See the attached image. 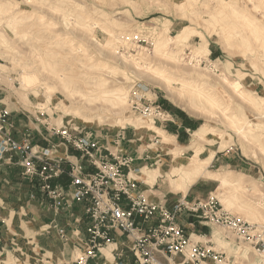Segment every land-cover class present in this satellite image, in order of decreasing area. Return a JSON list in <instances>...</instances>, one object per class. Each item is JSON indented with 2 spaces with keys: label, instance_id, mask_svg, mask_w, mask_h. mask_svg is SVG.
Here are the masks:
<instances>
[{
  "label": "rangeland",
  "instance_id": "1",
  "mask_svg": "<svg viewBox=\"0 0 264 264\" xmlns=\"http://www.w3.org/2000/svg\"><path fill=\"white\" fill-rule=\"evenodd\" d=\"M245 18L259 34L243 41L231 31L246 34ZM180 32L182 40L176 38ZM135 36L141 41L135 43ZM263 46L264 0H0V108L8 115L9 108L18 109L47 129L90 136L102 155L137 152L150 170L143 175L161 169L157 184L174 192L167 202H179L195 183L187 185L190 177L176 181L172 160L218 154L222 160L210 161L196 180L200 200L211 194L232 214L264 227L245 218L257 204L264 213ZM114 89L124 94L119 108L105 98ZM198 89L220 108L197 99ZM165 108L196 122L187 143L171 134L165 141L150 128L161 131V124L175 121ZM201 128L204 138L193 145ZM150 149H160L156 159ZM221 176L239 182L221 185ZM190 197L186 201H197ZM215 231L223 251L236 252L235 263L255 258L253 264H264L249 241L220 227Z\"/></svg>",
  "mask_w": 264,
  "mask_h": 264
},
{
  "label": "built area",
  "instance_id": "2",
  "mask_svg": "<svg viewBox=\"0 0 264 264\" xmlns=\"http://www.w3.org/2000/svg\"><path fill=\"white\" fill-rule=\"evenodd\" d=\"M134 40L137 43L141 38L135 36ZM145 111L148 115L156 114V110L150 108ZM7 117L8 112L0 108V159L5 155L16 157L23 178L31 182L36 180L39 190L47 198L59 199L60 190L50 181L64 173L61 161L52 162L46 149L33 151L27 139H12ZM48 127L53 137L78 151L81 159L68 162L67 174L73 200L86 204L84 245L87 249L70 264H87L118 236L131 239L134 264H172L175 260L181 264H188V261L208 264L204 263L205 259L211 264H236L224 253L200 242H191L186 230L177 223L178 215L183 213L220 227L237 240L249 241L254 251L264 257V227L254 226L232 214L213 195L193 202L181 199L168 209L163 203L148 200L137 191V182L129 175L132 156L109 150L102 155V149L97 142L90 141V136L80 137L76 130L72 133L55 126Z\"/></svg>",
  "mask_w": 264,
  "mask_h": 264
},
{
  "label": "crops",
  "instance_id": "3",
  "mask_svg": "<svg viewBox=\"0 0 264 264\" xmlns=\"http://www.w3.org/2000/svg\"><path fill=\"white\" fill-rule=\"evenodd\" d=\"M163 110L169 117L174 116L175 121L166 126L161 124L159 129L167 136L171 134L176 141L181 138L179 144L187 143L188 139L185 137L196 127V122L184 113L170 108L167 112L166 108ZM9 111L7 120L12 139L16 141L27 139L33 146V151L46 149L49 159L52 162L60 160L65 171L50 181V184L58 188L61 193L59 199L51 200L39 190L36 180L31 182L22 177V168L17 163L16 157L5 155L0 159V264H42L43 261L48 260L52 261V264H70L75 259L77 251L85 246L86 238L84 231L86 204L76 203L73 200L69 190L70 177L67 174L68 162H74L75 159L81 161L80 153L53 137L44 123L29 118L18 109L9 108ZM126 147L128 146L124 145L123 148ZM120 153L128 154L133 158L129 175L136 180L137 191L148 200L165 202L163 204L168 209L173 208L177 202L174 200L167 202L166 197L171 195L168 193L174 192H169L157 184V178L161 176L148 180V177L143 175V170H150L147 163L141 160V156H137V152ZM220 159L222 160V156L213 153L211 161L218 162ZM195 184L196 181L182 194L186 197L191 195V200H200L201 194L195 189ZM185 196L181 199H186ZM177 223L186 230L191 242H200L224 253L235 263L236 252L232 250L234 253L228 255L220 246L222 237L215 231L219 227L185 213L178 215ZM109 245L101 248L97 258L92 259L88 264H134L131 239L118 236ZM105 251L110 253V256H106ZM184 254L186 255L185 251ZM257 260L259 261L254 258L252 262L255 263ZM204 263L211 264V261L205 259ZM172 264H181V262L175 260ZM188 264L193 262L188 261Z\"/></svg>",
  "mask_w": 264,
  "mask_h": 264
},
{
  "label": "bare ground",
  "instance_id": "4",
  "mask_svg": "<svg viewBox=\"0 0 264 264\" xmlns=\"http://www.w3.org/2000/svg\"><path fill=\"white\" fill-rule=\"evenodd\" d=\"M235 11V10H234ZM236 12V11H235ZM232 13V12H231ZM237 13V12H236ZM220 14H222V12L220 13ZM226 14V13H225ZM235 13H232V14H229V16L231 15H234ZM237 15L235 14V17H236ZM232 17H234V16H232ZM225 18H227V17H225ZM237 18V17H236ZM244 18V17H243ZM234 20V19H233ZM232 20V21H233ZM236 20V19H235ZM243 20V24H242V21H241V25H242V28L243 29H247L246 30V34L244 33V35H242V33L241 32H239L238 30H236V28L234 27V28H232V31H231V33L233 34V35H239L240 37H242V39L241 38H239V39H241V40H243V41H246V36H248V35H253V36H255V37H257V35L259 34L258 33V31L256 30V27H254L250 22H249V20L248 19H242ZM66 21V20H65ZM240 22V21H239ZM67 24H68V22H67ZM231 25H233V24H231ZM240 25V26H241ZM236 26H239V25H236ZM228 34H230V33H228ZM185 35V32H180L179 34H177L176 35V38L178 39V40H182L183 38V36ZM81 36V35H80ZM83 36V35H82ZM181 38V39H180ZM235 38V37H234ZM88 40V39H87ZM158 48V47H157ZM109 51H111V50H109ZM263 51H264V46H263ZM87 54V53H86ZM106 54V53H105ZM107 57V56H106ZM111 58V57H110ZM116 58V57H115ZM123 61H126V60H124L123 59ZM104 64V63H103ZM102 64V65H103ZM106 64V63H105ZM122 64V63H121ZM131 64V63H130ZM96 66H99V65H96ZM106 66V65H105ZM51 67V66H50ZM53 68V67H52ZM97 68V67H96ZM98 68H101V67H98ZM107 68H109V67H107ZM132 68V67H131ZM112 70V69H111ZM134 70V69H133ZM114 73V72H113ZM102 80V79H101ZM166 80H167V82H168V84H171L172 83V81H175V80H171V79H169V78H166ZM105 82V81H104ZM66 84V83H65ZM166 85V84H165ZM183 88H185L186 86H185V84H182L181 85ZM41 86H38L37 87V89L38 88H40ZM168 87V86H167ZM51 88H54V86L53 87H51ZM43 89H44V91H45V93H46V91H47V93H48V90H45V89H49V87H43ZM42 89V90H43ZM49 92H51V91H49ZM110 93H113L112 95H106L107 97H105V98H109V101L112 103V105H114V106H117V108H119L118 106H122L123 104H125V99H124V97H123V92L122 91H120L119 89H114V90H110ZM106 94H109V92H106ZM196 95V97H197V99H199L200 101H202V102H205V103H207L208 105H209V107L212 109V110H214V109H219L220 108V106H219V104L217 103V101H215L213 98H210L209 96H207L206 94H204L202 91H200L199 89H198V91L195 93ZM78 114V113H77ZM130 121V120H129ZM234 124V123H233ZM152 126V125H151ZM151 129L153 128L156 132H158L161 136H162V138L163 139H165V141L166 140H168V138L166 137V135L162 132V131H160V130H158L157 128H155L154 126H152V127H150ZM149 128V129H150ZM203 128H201L199 131H197V132H195L194 134H193V136H192V138H193V140H192V144L193 145H196V142H198L199 140H201V139H203L204 137V133H203ZM237 132L239 133V134H242V131H241V128H238L237 129ZM139 134H140V132H139ZM163 142V143H166V142ZM152 153L153 154V156L154 155H158V154H160V153H158V152H160V149H158V151L157 150H155V149H150V151H149V153ZM154 158L156 159V157L154 156ZM211 158H212V155H208V156H204V155H201V154H199L198 152L196 153V155L195 156H193V158L191 159V158H183V159H181L180 158V160L181 161H176V160H172V165H171V171H172V173H174V174H177L178 175V180H176V181H184V179L186 178V177H190V180H189V182L187 183V185L189 184H191V183H194L196 180H198L197 178L199 177V176H201V175H203L204 173H205V167H206V165L211 161ZM168 169V168H167ZM147 172V171H146ZM161 174V169H156L155 171H154V174L153 173H148V175H146L147 177H148V180H150V179H154V177H156V176H158V175H160ZM193 174V175H192ZM191 176H193V177H191ZM229 179H231V178H228V177H226V176H221V177H219V182L221 183V185H228V184H230V183H235V184H237L238 182H239V179H237L236 177L235 178H233L232 179V181H230ZM176 181H174V182H176ZM171 182H172V180H171ZM234 184V185H235ZM225 203L227 204V205H230L231 204V202L229 201V200H227V201H225ZM232 205V204H231ZM264 206V205H263ZM246 219L248 218V219H250V221H254V222H258V221H263V223H264V213H263V211H262V209L258 206V204H257V207L255 206V207H251L249 210H247L246 211ZM260 222V223H261ZM13 223V222H12ZM6 225H7V223H6ZM10 226V225H9ZM10 234V233H9ZM110 246V245H109ZM102 250V249H101ZM5 252H6V250H5ZM105 254H106V256H110V253H108L107 251H105Z\"/></svg>",
  "mask_w": 264,
  "mask_h": 264
}]
</instances>
